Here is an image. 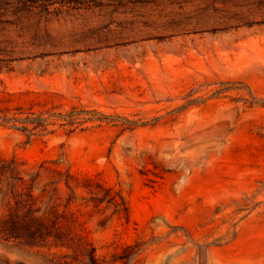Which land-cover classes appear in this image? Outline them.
<instances>
[{"label":"rangeland","instance_id":"374dc122","mask_svg":"<svg viewBox=\"0 0 264 264\" xmlns=\"http://www.w3.org/2000/svg\"><path fill=\"white\" fill-rule=\"evenodd\" d=\"M13 106L102 120L0 127V264H264V0H0Z\"/></svg>","mask_w":264,"mask_h":264},{"label":"trees","instance_id":"16d2710c","mask_svg":"<svg viewBox=\"0 0 264 264\" xmlns=\"http://www.w3.org/2000/svg\"><path fill=\"white\" fill-rule=\"evenodd\" d=\"M90 111L80 108L78 106H72L69 110L64 112H54L51 110L41 111L39 113L34 112L33 110L25 111L22 106H13V107H4L0 108V127L11 128L16 131H20L27 135V137L33 136H41L47 133H54L55 129H49L50 126L57 125L64 129L67 134L73 132V130L83 125L87 122H92L95 120L102 119H94L90 116H85L89 114ZM25 171V169L21 168L16 160H6L0 158V192L3 187V181L5 180L7 184L12 185L14 189L13 181L17 179H22L21 172ZM65 180V184L70 188L71 187V175H67ZM86 182H89L90 179H86ZM79 186V185H77ZM82 188H86V185ZM106 201L116 205L117 199L108 194L104 197ZM122 204L124 206L125 214L128 216V207L125 201L121 198ZM25 223V222H24ZM24 223H19L17 217L15 215L8 216H0V234L5 237H23L25 227H21V225L27 226ZM30 230V229H29ZM38 233L39 229L37 230ZM28 235L24 236H32V231H27Z\"/></svg>","mask_w":264,"mask_h":264}]
</instances>
